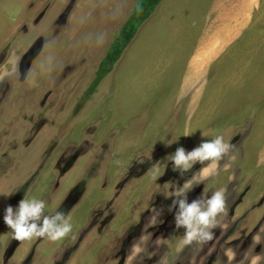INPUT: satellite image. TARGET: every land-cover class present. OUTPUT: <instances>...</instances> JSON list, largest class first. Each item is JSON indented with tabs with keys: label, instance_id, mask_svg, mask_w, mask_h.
<instances>
[{
	"label": "rangeland",
	"instance_id": "1",
	"mask_svg": "<svg viewBox=\"0 0 264 264\" xmlns=\"http://www.w3.org/2000/svg\"><path fill=\"white\" fill-rule=\"evenodd\" d=\"M139 1L0 0V264H264V150L260 156L250 151L264 103L240 98L241 79L233 78L231 108L219 109L212 126L194 132L197 93L183 97L177 78L181 42L150 37L160 35L155 20L170 19L168 6H182L173 15L199 20L207 30L209 22L224 21L225 0H165L113 72L104 73ZM248 1L264 5L232 4ZM232 16L264 24V8ZM155 50L169 60L158 64ZM148 75L150 99L141 91ZM116 78L136 94L118 96ZM207 81L202 71L200 90ZM144 101L145 111L134 115L131 109ZM172 104L179 107L172 119L157 121ZM217 136L230 148L214 169L197 162L182 176L172 170L178 147L191 151ZM181 188L189 203L223 193V210L203 229L207 235L190 238L176 225ZM23 198L44 201L45 216L63 212L72 230L57 241L16 240L3 215Z\"/></svg>",
	"mask_w": 264,
	"mask_h": 264
},
{
	"label": "crops",
	"instance_id": "2",
	"mask_svg": "<svg viewBox=\"0 0 264 264\" xmlns=\"http://www.w3.org/2000/svg\"><path fill=\"white\" fill-rule=\"evenodd\" d=\"M232 2L233 0L224 1L226 10H228L225 13L224 21L214 20L209 22L207 30L206 27L201 26L199 20H184L179 16L173 15L181 14L182 6H168V10L166 11H170V19L154 21L156 22L155 27L160 31V35L150 36L151 38L163 37L162 40H160L162 41L161 43H171L176 40L181 42L182 47H180L178 52L179 55L182 54L177 60V78L179 86H183L182 89L184 88L186 91L182 93L183 97L189 93H197L194 97V103L191 104L194 105V121L192 123L197 126L194 130L196 133H200L207 126L210 127L214 124V120L218 117L219 109H224L225 111V109L231 108V104L228 101V93L229 90H231L229 88L230 84L234 82L233 78H236V80L239 78L241 79V91H237V93L240 92L241 94L240 98L244 95V100L247 101L246 97L249 96V104L252 102L256 105L264 103L263 21L259 22L257 20L256 22H252L233 20L232 16L233 10L241 12L242 9H248L259 13L264 8V5L260 3L249 4L248 1V5L233 6ZM227 6H229V8H227ZM166 25H171L167 33L163 30ZM257 33H259L260 36H258ZM152 34H154V31H152ZM147 42L148 40H146V43ZM150 43L151 45L153 44L152 41H150ZM190 45L193 46L192 49L188 48ZM201 45H207V51L201 49ZM161 46L163 45L158 44V48H162ZM252 48H255V51H252ZM190 51L191 53L189 54ZM159 53L160 52L157 50L154 52V58L158 64L163 60H169V58H159L157 56ZM169 62L171 65L174 64L175 60ZM125 65L126 68H123L122 71L124 73H130V62ZM202 71L208 73V88L200 90L199 81L202 76ZM150 77H152V75H148L145 78L141 88L143 94L149 99L152 96L145 91V88L152 81L149 79ZM195 77L198 83L194 82ZM248 77L258 79H253L248 83ZM243 78H245V81L242 80ZM129 85L130 83L127 80L120 83L116 78L114 87H116L118 96H120L121 93H123L121 96H128L129 98L132 94L135 95L136 92L132 91L133 89L129 87ZM128 105L131 106L132 104ZM147 105L148 103L144 101L140 104L138 110L134 107V109H131V112H133L134 115H140L137 113H143ZM167 108L169 109L168 112L161 109V113L156 116L158 119H156L157 121L166 123L169 119H172L173 115H171V113L179 109L178 104L175 106L172 104V106L170 105ZM241 108H243V106ZM125 111L127 114H131L126 108ZM260 117V124H262V127L259 129L250 148V151L257 154V156L262 155V151L264 150V105L261 106ZM261 183L264 184V174Z\"/></svg>",
	"mask_w": 264,
	"mask_h": 264
},
{
	"label": "clouds",
	"instance_id": "3",
	"mask_svg": "<svg viewBox=\"0 0 264 264\" xmlns=\"http://www.w3.org/2000/svg\"><path fill=\"white\" fill-rule=\"evenodd\" d=\"M188 135L190 134L186 133L184 136ZM229 148L230 145L224 142L222 136L203 141L191 151H187L182 146L178 147L171 155L172 170L182 176L197 162L200 164L210 162L214 169L216 162L228 153ZM210 171L211 169L205 168L204 174L207 175ZM176 195L178 197L174 200L178 208L175 216L176 225L185 227L190 238L197 234L207 235L203 229L211 226L216 215L223 210V193L217 191L206 202L195 200L191 203L185 197L184 188H181ZM44 210V201L23 198L15 208L9 205L5 209L3 222L12 230L14 238L20 241L45 236L52 241H57L72 230V225L64 219L63 212L57 211L55 215L45 216Z\"/></svg>",
	"mask_w": 264,
	"mask_h": 264
},
{
	"label": "trees",
	"instance_id": "4",
	"mask_svg": "<svg viewBox=\"0 0 264 264\" xmlns=\"http://www.w3.org/2000/svg\"><path fill=\"white\" fill-rule=\"evenodd\" d=\"M164 0H140L135 12L125 25L120 38L113 44L104 61V73L110 74L122 58L125 50L138 35L141 27L149 21Z\"/></svg>",
	"mask_w": 264,
	"mask_h": 264
}]
</instances>
